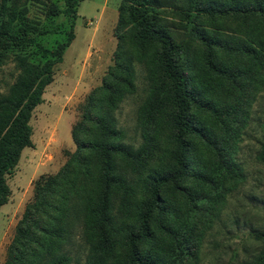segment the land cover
<instances>
[{
	"label": "trees",
	"instance_id": "obj_1",
	"mask_svg": "<svg viewBox=\"0 0 264 264\" xmlns=\"http://www.w3.org/2000/svg\"><path fill=\"white\" fill-rule=\"evenodd\" d=\"M62 1L64 8L60 13L70 18L65 41L53 49L38 47L35 54L44 59L39 65L30 63L28 56L17 50L18 74L7 92L0 95V207L10 195L6 178L13 174L21 151L31 146L30 114L40 104L44 88L52 81L54 66L61 62L64 50L73 40L76 10L82 0ZM200 1L199 4L198 0H122L120 28L128 27L130 40L139 51L156 49L154 68L159 77L140 114L143 143L135 153L123 145L124 132L116 128L113 117V110L126 93L116 83L122 80V75L130 88L132 80V71L121 60L119 51V62L110 72L108 81H104L97 97H88L83 120L70 131L74 152L68 154L55 175L34 182L32 202L26 205L17 223L3 264H70L66 246L77 228L87 256L91 258L90 264H106L113 238L122 227L115 224L116 218L123 216L130 201L133 183L128 176L135 173L139 160L150 150V126L158 112L166 107L172 110L174 165L167 173L153 176L146 185V200L136 216V229L123 237L126 264H175L188 256L190 222L194 214L200 210L202 201L218 198L215 178L240 176L228 150L218 147L223 141H209L210 137L203 132L200 136L208 142L216 160L196 179L213 191L191 192L177 186L176 182L189 172L187 137L198 133L191 109L210 112L213 120L227 132L226 128H230L239 111L233 92L254 85L261 79L259 73L264 72V0ZM161 7L171 8L182 18L184 34L204 47L202 62L195 65L197 71L192 86L183 70L180 45L174 42L167 27L158 22L156 12ZM201 16L209 21L207 29L195 26ZM227 16L253 18L254 22L243 24L241 39L231 41L222 33L223 27L215 22V18ZM35 28L25 18L18 0H0L2 53L33 46ZM214 49L228 57L234 54L233 57L236 55L240 60L226 67L216 61ZM220 94L229 98L227 103ZM260 159L264 160V138ZM166 186L170 187V193L163 198L160 189ZM177 190L184 196V209L172 205L171 192ZM154 212L155 226L151 229ZM168 218L172 225H167ZM253 239L260 247L253 257L241 264H264V226L253 233ZM143 243L148 247L141 252L139 247Z\"/></svg>",
	"mask_w": 264,
	"mask_h": 264
},
{
	"label": "rangeland",
	"instance_id": "obj_2",
	"mask_svg": "<svg viewBox=\"0 0 264 264\" xmlns=\"http://www.w3.org/2000/svg\"><path fill=\"white\" fill-rule=\"evenodd\" d=\"M18 1L24 8L25 18L36 27L33 36L35 44L23 49L5 50L4 53L0 51V95H4L16 79L18 68L15 57L19 55L18 51L26 54L30 63L39 65L44 59L35 54L38 47L53 49L65 41L69 31L70 18L60 13L64 8L62 0ZM198 3L202 2L198 0ZM121 4L122 0H82L78 4L72 29L73 40L64 50L61 62L54 66L52 81L44 88L40 104L30 114L31 146L21 151L13 174L6 178L10 195L0 207V264L6 260L7 250L26 205L32 202L34 182L55 175L68 154L74 152L70 131L83 120L88 97H97L104 81H108L110 72L119 62V51L121 60L132 71V80L130 88L122 75V80L116 83L126 93L113 110V117L116 128L124 132L123 145L135 153L143 143L140 114L159 77L154 68L156 49L139 51L130 40L128 27L120 28ZM56 12L55 16H51ZM156 13L159 24L165 25L174 42L180 45L183 70L192 86L197 71L195 65L202 62L204 47L184 34L182 25L185 21L171 8L161 7ZM215 22L223 27L225 37L233 41L241 39L243 24L248 25L254 19L227 16L217 17ZM208 23L207 17L201 16L195 26L207 29ZM214 56L226 67L240 60L235 58L238 56L230 54L228 57L218 49H214ZM259 75L261 79L254 85L233 92L239 111L230 128H226L227 132L213 120L210 112L191 109L198 133L187 137L190 143L187 155L189 172L176 182L177 186L191 192L213 191L196 179L216 160L214 151L200 136L203 132L210 137L207 138L209 141H223L224 144H218V147L224 146L228 150L240 176L215 178L218 198L201 202L200 210L190 222L191 249L187 257L175 264H241L253 257L260 247L253 239V233L264 226V160L260 159L264 138V72ZM219 96L227 103L229 98L222 94ZM171 112L169 107L158 112L150 126V150L139 160L135 173L128 176L133 189L123 216L116 218L115 224L122 227L113 238L106 264L127 263L123 237L136 229V216L146 200V185L153 176L167 173L174 165ZM78 134L83 137V133ZM169 189V186L162 187L160 195L163 198L165 194L169 196ZM171 199L173 207L185 208V199L180 191L171 192ZM118 202L116 199L115 205ZM155 217L156 212L150 220L151 229L155 226ZM166 223L172 225L171 218ZM147 247L148 244L143 243L139 248L144 252ZM66 249L71 258L70 264L91 263L78 228L74 230Z\"/></svg>",
	"mask_w": 264,
	"mask_h": 264
}]
</instances>
